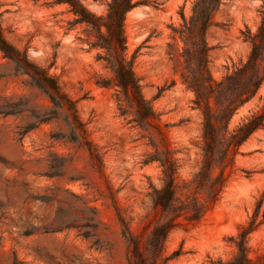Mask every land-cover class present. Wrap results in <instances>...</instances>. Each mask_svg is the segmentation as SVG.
<instances>
[{"label":"rangeland","instance_id":"rangeland-1","mask_svg":"<svg viewBox=\"0 0 264 264\" xmlns=\"http://www.w3.org/2000/svg\"><path fill=\"white\" fill-rule=\"evenodd\" d=\"M133 1L137 5L124 22L127 58L157 114L150 131L161 150L164 142L169 145L183 185L194 180L204 160L203 113L181 78L188 74L185 63L193 62L195 49L177 32L184 24L181 13L189 21L196 0ZM82 2L97 16H106L111 0ZM263 5L264 0H224L214 14L205 40L216 81L247 60L250 44L241 32L246 26L257 30ZM0 14L7 41L55 76L76 102L103 161L99 167L87 151L63 140L71 134L62 114L45 122L51 103L0 53V264H129L117 207L143 248L154 226L167 220L153 210L149 196L151 185L163 186L160 163L144 164L155 154L149 133L132 123V116H120L113 89L96 85L112 73L98 60L104 52L91 49L94 37L74 24L67 5L0 0ZM263 107L264 84L234 114L229 130ZM219 165L217 156L213 175L223 174L217 196L206 182L184 190V201L197 199L207 211L197 222L179 220L156 264L230 261L237 252L233 239L255 220L247 240L249 257L254 263L264 258V128Z\"/></svg>","mask_w":264,"mask_h":264},{"label":"trees","instance_id":"trees-1","mask_svg":"<svg viewBox=\"0 0 264 264\" xmlns=\"http://www.w3.org/2000/svg\"><path fill=\"white\" fill-rule=\"evenodd\" d=\"M224 0H196L193 5V15L189 21L181 13L183 26L177 32L185 42H191L195 49L193 62L187 61L182 73V82L194 95V103L203 113V165L192 182L178 183L180 165L173 157L169 145L164 142L161 150L155 135L150 128L157 120V114L151 103L145 99L140 79L133 70L131 61L127 58L125 37V17L137 3L133 0H111L106 16H97L88 10L82 0H54L55 5H67L69 12L75 16L74 24L85 26V31L94 41H89L91 49H99L104 55L98 60L112 73L109 79H100L96 85L115 91L120 116L131 117L130 121L149 133L150 145L155 154H150L144 162L148 165L159 162L163 172V186L156 188L151 185L149 196L153 210L162 213L167 220L158 222L150 231L146 246L133 233L130 223L121 215L117 207L122 234L130 249L129 264H156L161 255L165 240L171 230L183 218L188 222L199 221L207 211L205 204L197 199L190 202L183 200L184 190L190 184H209V189L215 196L223 184V174L214 177V158L219 157L220 167L226 163L231 151H236L256 132L264 128V107L246 118L236 129L229 130V124L234 114L256 97L264 84V5L259 10L260 24L255 32L249 27L242 31L243 40L250 44V52L245 62L233 65L231 71L221 81H216L208 68L209 47L205 40L207 30L213 26V16L219 10ZM1 17V14H0ZM186 37V38H185ZM189 38V39H188ZM0 53L1 57L15 65L21 75L31 79L30 85L44 94L51 103L50 116L45 122L56 120L62 114L71 137H63L66 143H71L77 149L87 151L90 160L103 165L99 149L89 138L86 124L79 118L76 102L64 93L57 78L47 69L31 62L26 53L10 44L4 36L0 21ZM230 70V69H229ZM55 138V137H53ZM55 140H58L55 138ZM223 169V168H221ZM186 195V194H185ZM215 198V197H213ZM216 200V199H213ZM98 211L97 208H93ZM255 221L248 227H242L238 238L233 239L237 252L230 261L209 259L207 264H264V258L254 263L249 257L247 247L248 236L256 229ZM89 239L90 236L85 234ZM144 251L146 255H144Z\"/></svg>","mask_w":264,"mask_h":264}]
</instances>
